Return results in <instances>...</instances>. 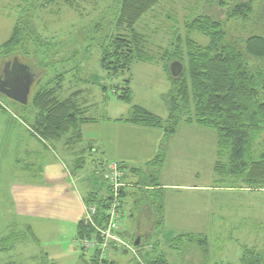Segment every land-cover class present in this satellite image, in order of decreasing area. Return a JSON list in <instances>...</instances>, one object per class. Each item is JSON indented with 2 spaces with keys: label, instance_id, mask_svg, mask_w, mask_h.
I'll return each mask as SVG.
<instances>
[{
  "label": "rangeland",
  "instance_id": "obj_1",
  "mask_svg": "<svg viewBox=\"0 0 264 264\" xmlns=\"http://www.w3.org/2000/svg\"><path fill=\"white\" fill-rule=\"evenodd\" d=\"M217 1L160 0L140 18L135 29L145 36L148 50L156 57L164 49H171L176 45L185 53L187 38L200 43L208 41L203 35L187 28L196 15L208 14L224 19L227 5L245 0H223L226 3L224 6L219 5ZM72 2L73 7L68 5L67 0H0V45L11 34L19 16H22L23 22H32L40 34L38 39L35 36L34 40L28 37L23 50L15 49L8 55L3 53L5 49L0 50V73L7 62L16 58L18 62L29 66L33 76L26 107L0 95V122L11 120L17 125L19 121L31 122L32 120L26 117L28 115L32 118L34 114L31 106L33 95L46 83L52 85L59 81L61 73L64 76L60 98L75 93L74 98L81 107H85L87 117L101 118L114 114L127 116L133 104L165 117L166 95L171 89V84L160 61H135L131 64L129 72L118 76H110L100 68L99 45L108 39L105 35L115 31L114 22L119 0ZM254 5L255 8L257 5L262 6L264 12L263 0L259 3L255 1ZM98 20L103 21L104 28L94 33L88 27ZM228 24V37L244 39L248 35V24L240 20L228 21ZM175 36L179 44H176ZM43 37L47 41H44ZM125 79H129L131 103L120 100L114 93L121 91ZM100 84L106 87L105 92L100 88ZM1 125L0 264H41L46 260L43 256L40 258L43 253L48 255L49 264H52L51 260L53 264H79L77 256H71L69 246L62 240L64 233H36L32 227L22 226L16 219L7 189L16 177L13 173L15 162L7 150L8 134ZM189 125L192 127H188ZM130 136L127 132V138ZM193 137L202 140L196 142ZM171 138V150H166L167 144L164 149V167L160 169L159 181L168 185H196L198 189L182 190V187L177 186L163 188L165 207L162 225L152 227L145 221L144 227L139 229L131 214H138L134 202L143 196L138 187L139 173L146 172V169L144 167V171L135 173L134 170H127L122 176V186L119 188V193L123 196L119 201L122 203L124 217L120 220L118 236L133 246L135 235H138L141 245L138 249L134 247L133 254L130 250H125L124 246L120 247L112 242L107 245L109 248L100 253L101 258L111 261L114 256L112 252L116 251L118 254H115V264H138L142 262L144 253L150 256L163 253L167 264H196L195 257L198 259L201 255L197 250L201 252V249L186 252L189 244H186L185 240H181V243L176 241V247L179 249L172 245V238L181 233L193 236L202 233L206 236L210 252L206 258L202 257L204 261L200 264H205L206 259L207 264H241L239 259L242 246L264 252V185L261 187L255 184L249 187L234 177H223L221 181L222 178L214 171V130L180 123L177 133ZM51 144L53 148L56 147V143ZM184 146H188L189 151H184ZM261 149H264V133L256 140L255 154ZM95 156L105 158L100 153L92 152L91 156L87 153L85 168L78 171L76 176L77 184L86 193L97 191L98 195H105V173L102 174L101 170L98 174L95 172L98 170L94 166ZM70 159H66L69 168L76 170L74 161ZM80 174H84L86 181L82 180ZM142 220L144 219L141 218V223ZM146 226H149L148 230ZM58 244H62L63 248L60 249ZM74 249L79 250L80 246L76 243ZM93 251L94 248L84 251L86 259ZM187 253L194 254L190 257L183 256Z\"/></svg>",
  "mask_w": 264,
  "mask_h": 264
},
{
  "label": "trees",
  "instance_id": "obj_2",
  "mask_svg": "<svg viewBox=\"0 0 264 264\" xmlns=\"http://www.w3.org/2000/svg\"><path fill=\"white\" fill-rule=\"evenodd\" d=\"M67 1L68 5L73 7L74 2ZM159 1L119 0L114 22L115 31L105 35L108 39L99 45L100 68L108 75L118 76L129 72L131 64L135 61H160L171 84V89L166 95L165 117L140 105H132L125 119H117L163 131L164 139L157 154L145 164L146 172L139 173L138 187L143 196L134 202L138 214L148 216L147 223L152 227L163 223V188L159 185L158 175L164 162L167 139L177 133L180 123L195 124L214 130L216 136L214 171L222 178L221 181L223 177H234L249 187L255 184L261 187L264 185V149L258 154H255L254 150L256 140L264 133V12L262 6L254 7V2L259 3L260 0L236 1L227 5L224 19L214 18L208 14L196 15L187 28L206 37L207 43L187 38L185 53L176 45L171 49H164L156 57L148 50L145 36L136 31L135 25ZM217 3L221 6L226 4L223 0H218ZM238 20L248 24V35L244 39L228 37V21ZM23 21L22 16H19L10 36L0 45V50L5 49L3 52L5 55L15 49L23 50L28 37L35 36L38 39L40 36L32 22ZM88 28L97 33L104 28V23L98 20ZM42 39L47 41L44 37ZM175 41L179 44L176 36ZM171 61H178L182 65V70L176 77L169 71ZM63 76L61 73L59 81L49 84L50 86L46 83L33 95L31 106L34 114L32 118L28 115L26 117L32 121L23 122L28 125L32 134L46 144L63 141L62 145L66 151L73 152L74 167L77 170L79 166L83 168L87 153L92 155V152L96 151L93 146L80 147L82 141L80 126L95 120L85 115V107H81L75 100V93L60 98ZM100 88L103 92L106 91L103 84H100ZM120 90L119 93L114 91L117 98L130 103L129 79L124 80ZM22 106L26 107V104ZM96 160L95 157L94 161ZM115 163L122 181V176L127 170L125 166ZM106 167L107 164L101 169L102 174L105 173ZM143 168L140 166L129 170H134L135 173L144 171ZM70 172L74 173L75 170L71 168ZM120 193L119 197L122 198ZM111 198L112 187L107 182L105 195H98L97 191H89L84 195L85 205H95L96 212L92 218L95 225L102 226L106 223L104 210ZM121 208L122 203L118 208L119 220ZM31 238L34 240L32 235ZM83 239H94L97 242L100 240L93 225L85 224L82 218L76 226V240L79 246V240ZM177 240L180 243L181 240H185L186 244H189L186 252L201 249V252L197 250L201 255L198 259L195 257L196 264L202 263L204 261L202 257L206 258L210 252V245L204 235H177L172 245L179 249L176 247ZM112 242L110 241V244ZM140 245V242L137 245L133 242L137 249ZM241 248L239 259L241 264H264L263 251L247 246ZM85 250L87 249L80 246L79 264L108 263L106 259L101 258L99 248H94L88 259L85 257ZM144 254L142 262L138 261V264H167L161 253L155 256ZM192 254L194 253L183 256L190 257ZM42 256L46 260L41 264H49L45 253L40 258Z\"/></svg>",
  "mask_w": 264,
  "mask_h": 264
},
{
  "label": "crops",
  "instance_id": "obj_3",
  "mask_svg": "<svg viewBox=\"0 0 264 264\" xmlns=\"http://www.w3.org/2000/svg\"><path fill=\"white\" fill-rule=\"evenodd\" d=\"M91 118L95 121L83 123L80 126L82 141L79 145L82 146L81 148L93 146L94 150L97 151L95 153H100L105 157L95 156L97 160L94 166L98 170L95 167L94 170L97 173L110 161L125 166L128 171L131 168L145 167V164L155 157L160 143L164 139L161 129L117 120L120 118L125 119L126 115L114 114L107 117ZM7 121L0 122L5 124L4 126L0 125L6 129L8 134L6 139L9 142L7 150L11 154V159L15 162L13 173L16 177L9 183L7 189L16 219L19 220L20 224H23L22 226L32 227L36 233H64L62 240L69 246L71 256L75 258L77 256L79 261L80 249H74L75 244L78 243L76 240V226L84 216L85 202L83 197L86 192L78 186L76 176L79 173L78 171L85 168L88 158L86 157L83 168L79 166L74 173H71L66 159L72 157L70 160L73 161V152L71 150L66 151L62 145L63 141L57 142L56 147L53 148L51 142L46 144L32 134L23 121H19L18 125L11 122V120ZM188 127L192 126L189 125ZM127 132L130 133V138H127ZM171 137L167 139L166 150L169 151L171 150ZM193 139H196V142L202 140L199 137H193ZM183 150L189 151V147L184 146ZM80 175L83 177L84 174ZM82 180H85V178L83 177ZM158 182L162 188L177 186L182 187V190H187V188L198 189L196 185H168L162 183L159 179ZM122 208L121 218L124 217ZM131 218H133V222L137 224L139 229L144 227L145 221H149V217L142 213L137 214V216L131 214ZM141 218L144 219L142 223ZM148 228L149 226L146 227V230ZM58 245L60 249L63 248L62 244ZM112 254L115 257L113 256L110 259L111 261L106 259L109 264H115L117 261L114 258L117 256L115 254L118 253L113 251ZM50 263L53 264V260Z\"/></svg>",
  "mask_w": 264,
  "mask_h": 264
},
{
  "label": "built area",
  "instance_id": "obj_4",
  "mask_svg": "<svg viewBox=\"0 0 264 264\" xmlns=\"http://www.w3.org/2000/svg\"><path fill=\"white\" fill-rule=\"evenodd\" d=\"M105 171V180L112 187V198L109 200L107 207L105 208V216L106 223L102 226L95 225L93 215L96 212L95 205H85V212L83 216V221L85 224L93 225V228L99 234L100 240L97 242L94 239H83L79 240V244L81 247L90 249V248H99L101 252L106 250L107 245H109L110 241H113L119 246H124V249L130 250L133 254H135L134 246L130 245V243L126 240H121L118 236L119 228V206H120V197H119V188L122 186L121 182V173L115 162H109L107 164Z\"/></svg>",
  "mask_w": 264,
  "mask_h": 264
},
{
  "label": "water",
  "instance_id": "obj_5",
  "mask_svg": "<svg viewBox=\"0 0 264 264\" xmlns=\"http://www.w3.org/2000/svg\"><path fill=\"white\" fill-rule=\"evenodd\" d=\"M9 62L5 64V68L9 66ZM172 76H177L181 72V65L178 61H172L169 66ZM33 82V76L29 67L25 64L13 60L11 69L5 73L4 78H0V94L6 96L10 100L25 105L28 102L30 87ZM139 236H135L134 245L139 243Z\"/></svg>",
  "mask_w": 264,
  "mask_h": 264
},
{
  "label": "flooded vegetation",
  "instance_id": "obj_6",
  "mask_svg": "<svg viewBox=\"0 0 264 264\" xmlns=\"http://www.w3.org/2000/svg\"><path fill=\"white\" fill-rule=\"evenodd\" d=\"M13 60H15V59H13ZM13 60H12V62H9L10 64H9V66H8L7 68H5V66L3 67V69H2V71H1V73H0V78H1V80L4 78L5 73L8 72V71L11 69V66H12ZM29 70H30V68H29ZM0 84H1V83H0ZM0 95H1V94H0Z\"/></svg>",
  "mask_w": 264,
  "mask_h": 264
}]
</instances>
